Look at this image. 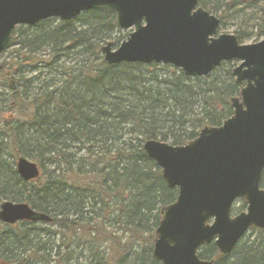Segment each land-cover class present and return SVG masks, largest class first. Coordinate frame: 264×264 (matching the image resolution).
<instances>
[{"label":"trees","instance_id":"16d2710c","mask_svg":"<svg viewBox=\"0 0 264 264\" xmlns=\"http://www.w3.org/2000/svg\"><path fill=\"white\" fill-rule=\"evenodd\" d=\"M198 5L219 19V32L244 10L264 22V0ZM233 27L242 43L241 26ZM115 30L113 13L96 10L38 34L12 33L0 74V206L24 203L49 221L0 222V264H159V211L177 190L166 187L143 143L179 146L220 126L241 86L231 62L200 78L157 64L109 66L100 47L123 41L112 39ZM19 158L38 166L37 179L19 178ZM216 255L213 244L198 251L201 260ZM215 264H264V230L249 231Z\"/></svg>","mask_w":264,"mask_h":264},{"label":"water","instance_id":"95a60500","mask_svg":"<svg viewBox=\"0 0 264 264\" xmlns=\"http://www.w3.org/2000/svg\"><path fill=\"white\" fill-rule=\"evenodd\" d=\"M96 10L112 12L117 29H132L119 46L108 42L101 47L109 66L162 64L200 78L222 63H239L231 75L242 88L229 99L232 114L220 126H205L194 140L179 146L156 140L142 146L166 187L177 189L175 200L159 211L154 260L215 264L248 231L264 230V40L239 44L233 35L218 34L219 19L199 7L198 0H0V55L18 26L49 19L69 22ZM15 169L24 182L39 177L38 166L28 159L19 158ZM238 200L245 211L232 216ZM47 221L24 203L0 206V222L6 225ZM210 244L216 258L201 260L199 249Z\"/></svg>","mask_w":264,"mask_h":264},{"label":"rangeland","instance_id":"374dc122","mask_svg":"<svg viewBox=\"0 0 264 264\" xmlns=\"http://www.w3.org/2000/svg\"><path fill=\"white\" fill-rule=\"evenodd\" d=\"M244 13H245V16H243L238 21H235V20L226 21L224 24V28H222L219 33L220 34L233 35L237 38V36L233 34V32H235L233 26L235 24H238L241 26V29H242V31L239 33L241 34V36H244V38H245V40L242 41V43L238 42L239 44H255V43L261 42L262 40H264V22L254 20L255 19V11H253V10H244ZM59 22H62V21H60L59 19H49V20H46L44 22L39 23L40 25L37 24L38 26H36V28H34L35 26H33V27L18 26L15 28V30L22 37H25V36L31 35L32 33H33L32 35H34L36 33L38 34L42 29L51 28L52 26H56ZM31 29H35V30H31ZM218 31H219V27H218ZM131 32H132V29L119 30L116 28V30L113 32L112 39H115L116 37L120 36V37H122V39L124 41ZM16 40H20V39H18V35L16 37ZM108 42L113 44V42H111V41H108ZM108 42H106V43H108ZM104 45H101V47ZM113 46H114V44H113ZM101 47H100V49H101ZM10 50H11V48H8L0 55V65H3V68H5L4 64L7 63V61H8L7 58L9 57ZM231 64H232V69H233L239 63L236 61H231ZM69 65H71V64H65V67H68ZM159 65H161V64H159ZM13 69L18 70L19 68L13 67ZM1 72H3V70L0 71V74H1ZM27 75L30 76L31 73H27ZM146 78H148L147 75H146ZM0 84H1V81H0ZM1 91H3V89L0 87V92ZM167 144L170 145V143H167ZM244 210H245L244 202L237 201L233 205L232 215H236V214H239L241 212H244ZM248 234H249V232L247 234H245V236L243 237V239L241 241H244L246 239V237L248 236Z\"/></svg>","mask_w":264,"mask_h":264}]
</instances>
